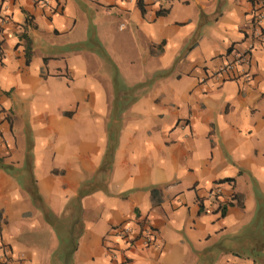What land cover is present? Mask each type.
Returning <instances> with one entry per match:
<instances>
[{"label":"crops","instance_id":"0c3cea01","mask_svg":"<svg viewBox=\"0 0 264 264\" xmlns=\"http://www.w3.org/2000/svg\"><path fill=\"white\" fill-rule=\"evenodd\" d=\"M46 2L0 0V264H264V40L213 76L254 0Z\"/></svg>","mask_w":264,"mask_h":264},{"label":"built area","instance_id":"2783aa9c","mask_svg":"<svg viewBox=\"0 0 264 264\" xmlns=\"http://www.w3.org/2000/svg\"><path fill=\"white\" fill-rule=\"evenodd\" d=\"M36 1L43 3L45 6H49L46 0ZM151 1L155 3L158 0ZM249 18L253 32L252 35L247 39V45L242 51H234L231 53V57L221 67H219L218 70L214 72L213 76L215 78L229 80L245 75V73H238L239 68L249 66L251 53L256 47V41L259 39L264 40V0H254L252 9L249 12ZM2 118L3 115L0 112V123ZM220 193L221 187L219 185H216L209 192V197H211L213 201H218ZM220 206L221 204L218 205V207ZM110 231L114 236L117 237V243H122L121 247L117 243L111 247L109 246L108 249L112 253V260H116L120 253L123 252L126 247H130L134 242H139L143 247L154 246L157 242V230L148 225H142L140 231L136 233L133 225L129 223H119L111 226ZM0 246L3 247L4 245L0 242Z\"/></svg>","mask_w":264,"mask_h":264},{"label":"trees","instance_id":"16d2710c","mask_svg":"<svg viewBox=\"0 0 264 264\" xmlns=\"http://www.w3.org/2000/svg\"><path fill=\"white\" fill-rule=\"evenodd\" d=\"M140 8L142 10H144L143 6L141 4H140ZM164 13H165V11H158V14H164ZM1 44H2V41H0V52H1ZM229 50H230V48L228 49V51ZM29 59H30V47L27 45L26 63L29 62ZM115 146H116V139H113L112 142L110 141L109 146H108V148H107V150H106V152H105V154L103 156V160H102V163H101V165L99 167L98 172H102L104 175L108 174V172L110 173L111 168H112L113 150H114ZM225 183H227L231 187H233V185H234L232 178H225V179H221V180L216 181L213 184L211 190L213 189L214 186H216V185L221 186V184H225ZM151 199H152L154 205H158L160 203V201H161L160 193L158 192L157 189H154V188L151 189ZM219 209L222 211V214H223V212H224L223 205H221L219 207ZM74 216L76 217L75 213H74ZM68 243H69V241H68Z\"/></svg>","mask_w":264,"mask_h":264}]
</instances>
